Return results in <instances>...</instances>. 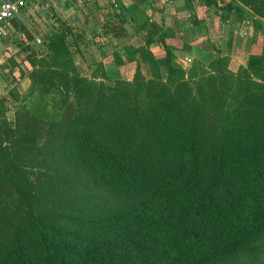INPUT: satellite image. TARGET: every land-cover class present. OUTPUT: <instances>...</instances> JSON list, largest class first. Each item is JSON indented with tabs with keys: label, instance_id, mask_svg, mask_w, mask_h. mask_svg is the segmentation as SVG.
I'll list each match as a JSON object with an SVG mask.
<instances>
[{
	"label": "trees",
	"instance_id": "16d2710c",
	"mask_svg": "<svg viewBox=\"0 0 264 264\" xmlns=\"http://www.w3.org/2000/svg\"><path fill=\"white\" fill-rule=\"evenodd\" d=\"M198 1L191 25L217 54L208 67L185 72L163 26L139 47L124 38L131 81L105 85L101 66L81 76L67 27L27 55L31 89L59 114L23 98L9 120L7 99L20 97L0 98V264H264V0ZM125 12L136 35L150 23L136 4ZM211 16L253 30L238 74Z\"/></svg>",
	"mask_w": 264,
	"mask_h": 264
},
{
	"label": "rangeland",
	"instance_id": "374dc122",
	"mask_svg": "<svg viewBox=\"0 0 264 264\" xmlns=\"http://www.w3.org/2000/svg\"><path fill=\"white\" fill-rule=\"evenodd\" d=\"M3 1L5 0H0V3ZM131 4H138L146 14L150 15L159 11L157 10L159 5L163 6V9L160 8L162 10L161 26L171 23V20L180 24L181 30L171 32V29L166 27L165 31H169L165 33L167 42L174 48L175 62L185 69V72H188L191 64L196 61L208 67L213 57L217 56L216 52L215 54L212 51L206 52L194 46L196 44H193L194 42L205 41L204 36H202L203 39H197L198 33L197 36L195 35V41L190 45L180 43L175 47L181 39L179 42L174 39L178 40L180 37L178 33L189 28L195 17L198 7L197 4L194 7L193 0H156L154 4L147 7L141 0H136V3L132 0H39L28 4L21 13L16 15L17 20L21 17L19 22L32 40H29L26 34L11 23H6L0 28V98L6 97L9 90L13 89H16L20 97L18 101L8 97L6 117L9 120L14 117L15 110L22 104L20 101L23 98H26L23 104L29 109L45 110V113L52 117L58 116L59 113L57 114L54 108L55 97L40 94L37 89L32 90L30 81L26 77L30 70L26 57L31 51L39 55L45 54L46 49L41 41L45 39L51 27L69 28L71 35L68 41L71 44L74 38H77L76 46H73L71 50L81 76L91 78L101 66L107 76L105 85H112L118 79L131 81L136 65L129 61L127 53L121 49L125 43L124 38H128V44L134 47L144 45V41L139 40L131 28L132 26L134 28V25L130 21L121 24L117 17L119 13L127 16L125 9ZM209 25L213 27L211 32H215L212 39L221 49L220 55L230 57L228 70L238 74L240 68L246 66V61L251 54L253 41L251 26L246 25V21H239L233 17L222 21L216 16L209 18ZM184 37L181 36V38ZM115 38L119 40L116 42ZM137 57L142 75L148 78L150 74L144 54L141 52ZM162 76H165L163 70ZM97 81L100 80L97 79Z\"/></svg>",
	"mask_w": 264,
	"mask_h": 264
},
{
	"label": "crops",
	"instance_id": "0c3cea01",
	"mask_svg": "<svg viewBox=\"0 0 264 264\" xmlns=\"http://www.w3.org/2000/svg\"><path fill=\"white\" fill-rule=\"evenodd\" d=\"M134 3H136V0H132ZM195 1L196 0H193V3H194V7L196 6V4H197V10H196V12H195V17L199 14V8H200V3H199V1L197 0V3L195 4ZM198 3H199V5H198ZM137 6H139L138 4H136ZM140 7V6H139ZM141 8V7H140ZM158 8L159 9H157V10H159V11H155L154 13H153V15L151 14H147L151 19H150V23H149V25L147 26V28L144 30V31H142V32H140V33H138V37H139V40H142V41H144V43L146 42V41H148V40H156V38H157V34H158V32H159V27H161V18H162V10H160V8L161 9H163V6H158ZM21 13V12H20ZM203 15V14H202ZM201 15V16H202ZM17 18V17H16ZM200 18V17H199ZM21 20V17L20 18H18V21H20ZM175 21H173V20H171V23H169V24H167V25H165V26H163L165 29H166V27L167 28H169V30L171 29V32H174L175 30H181L179 27V25L180 24H178V23H174ZM207 25L209 26V29H210V31H213V27L211 28V26L209 25V18L207 19ZM165 24V23H164ZM176 26V27H175ZM131 27V26H130ZM132 29H133V31L135 32V28H133V26L131 27ZM172 30H174V31H172ZM193 33H195V34H193ZM197 33H198V30H197V28H195V27H192V25L189 27V28H187V29H184V30H182L181 32H179L178 34H179V38H178V40H177V38H175L174 40L175 41H180V39H181V41L179 42V43H182V44H188V45H190L191 44V42H193V41H195V35L197 36ZM115 34H117V33H115ZM141 34L143 35V36H141ZM135 35V34H134ZM181 36H185L184 38H181ZM198 38H202L203 39V37L202 36H197V39ZM147 39V40H146ZM189 39V40H188ZM196 43V44H195ZM193 44H195L194 46H196V47H199V48H201V49H203L204 51H208V52H210V51H212L214 54H215V52L212 50V48H211V46L206 42V41H204V42H199L198 41V43L197 42H194ZM177 45V44H176ZM201 45H204V46H201ZM139 46H141V44L139 45ZM207 47V48H206ZM209 48V49H208ZM210 48H211V50H210ZM215 57H213V59H214Z\"/></svg>",
	"mask_w": 264,
	"mask_h": 264
},
{
	"label": "built area",
	"instance_id": "2783aa9c",
	"mask_svg": "<svg viewBox=\"0 0 264 264\" xmlns=\"http://www.w3.org/2000/svg\"><path fill=\"white\" fill-rule=\"evenodd\" d=\"M39 0H5L0 3V28L14 19L28 4Z\"/></svg>",
	"mask_w": 264,
	"mask_h": 264
}]
</instances>
